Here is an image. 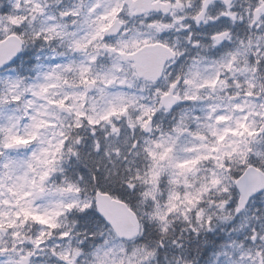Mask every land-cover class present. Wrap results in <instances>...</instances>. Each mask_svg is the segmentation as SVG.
I'll return each mask as SVG.
<instances>
[{
  "label": "snow or ice",
  "instance_id": "obj_1",
  "mask_svg": "<svg viewBox=\"0 0 264 264\" xmlns=\"http://www.w3.org/2000/svg\"><path fill=\"white\" fill-rule=\"evenodd\" d=\"M0 264H264V0H0Z\"/></svg>",
  "mask_w": 264,
  "mask_h": 264
}]
</instances>
